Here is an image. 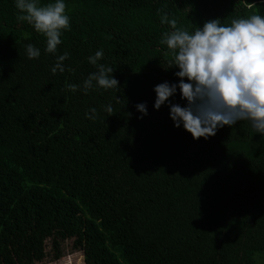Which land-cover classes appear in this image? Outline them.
Instances as JSON below:
<instances>
[{"label":"trees","instance_id":"16d2710c","mask_svg":"<svg viewBox=\"0 0 264 264\" xmlns=\"http://www.w3.org/2000/svg\"><path fill=\"white\" fill-rule=\"evenodd\" d=\"M65 3L70 27L51 54L14 0H0V264L42 261L49 238L54 258L73 239L86 264H264V138L239 121L193 139L167 105L153 109V86L179 79L159 43L170 30L162 12L191 32L264 15V0ZM29 43L39 58H27ZM97 49L119 86L68 90L96 70L87 57ZM169 99L185 103L179 90Z\"/></svg>","mask_w":264,"mask_h":264},{"label":"clouds","instance_id":"9594fccd","mask_svg":"<svg viewBox=\"0 0 264 264\" xmlns=\"http://www.w3.org/2000/svg\"><path fill=\"white\" fill-rule=\"evenodd\" d=\"M14 6L21 13L18 18L46 38L44 52L55 54L62 32L70 27L65 0H50L41 6L38 0H14ZM160 23L170 28L162 33L159 43L166 46L170 56L167 68H175L173 75L179 79L153 86V109L167 105L173 126L182 127L193 139L207 140L219 128L239 121H248L254 133L264 138V15L234 18L227 25L218 18L207 19L191 32L178 28L177 21L166 12L160 14ZM25 51L28 59L41 54L31 43L25 45ZM68 57L66 51L56 56L50 71L64 72L63 61ZM102 57V49L88 56V63L96 70L81 84L68 83L66 88L72 92L79 88L84 93L116 89L119 81L114 69L99 63ZM178 90L183 105L169 99ZM134 107L140 113L138 119L148 114L147 102H137ZM102 108L113 114L111 103ZM85 116L95 120L97 109L90 107Z\"/></svg>","mask_w":264,"mask_h":264},{"label":"rangeland","instance_id":"374dc122","mask_svg":"<svg viewBox=\"0 0 264 264\" xmlns=\"http://www.w3.org/2000/svg\"><path fill=\"white\" fill-rule=\"evenodd\" d=\"M46 256L42 261L13 259L11 257L7 264H86L84 261V252L73 247V239H66L61 243L62 255L59 258H54V250L52 240H46Z\"/></svg>","mask_w":264,"mask_h":264}]
</instances>
